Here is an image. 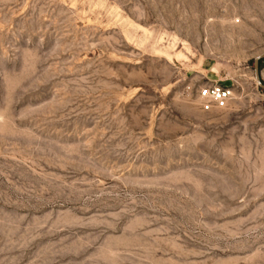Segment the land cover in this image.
Returning a JSON list of instances; mask_svg holds the SVG:
<instances>
[{
  "label": "rangeland",
  "instance_id": "rangeland-1",
  "mask_svg": "<svg viewBox=\"0 0 264 264\" xmlns=\"http://www.w3.org/2000/svg\"><path fill=\"white\" fill-rule=\"evenodd\" d=\"M263 53L264 0H0V264H264Z\"/></svg>",
  "mask_w": 264,
  "mask_h": 264
},
{
  "label": "built area",
  "instance_id": "built-area-1",
  "mask_svg": "<svg viewBox=\"0 0 264 264\" xmlns=\"http://www.w3.org/2000/svg\"><path fill=\"white\" fill-rule=\"evenodd\" d=\"M233 98V91L219 83H208L198 90V101L203 111L226 108Z\"/></svg>",
  "mask_w": 264,
  "mask_h": 264
},
{
  "label": "water",
  "instance_id": "water-1",
  "mask_svg": "<svg viewBox=\"0 0 264 264\" xmlns=\"http://www.w3.org/2000/svg\"><path fill=\"white\" fill-rule=\"evenodd\" d=\"M263 58H264V53L255 59V61H254V75H255V78H256L258 85L264 90V84L262 82L260 67H259V62Z\"/></svg>",
  "mask_w": 264,
  "mask_h": 264
},
{
  "label": "bare ground",
  "instance_id": "bare-ground-1",
  "mask_svg": "<svg viewBox=\"0 0 264 264\" xmlns=\"http://www.w3.org/2000/svg\"><path fill=\"white\" fill-rule=\"evenodd\" d=\"M186 45H188V43H187ZM188 47H189V46H188ZM178 57H179V58H184L185 56H184L183 54L178 53ZM176 58H177V57H176Z\"/></svg>",
  "mask_w": 264,
  "mask_h": 264
}]
</instances>
